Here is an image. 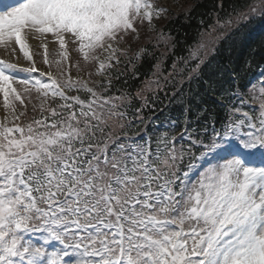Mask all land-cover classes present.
<instances>
[{
    "label": "snow or ice",
    "instance_id": "snow-or-ice-1",
    "mask_svg": "<svg viewBox=\"0 0 264 264\" xmlns=\"http://www.w3.org/2000/svg\"><path fill=\"white\" fill-rule=\"evenodd\" d=\"M229 7L190 44L161 30L133 51L167 11L151 0H0V46L31 62L0 60V264H264V86L204 78L221 39L264 24V0ZM25 34L58 43L57 75ZM122 59L124 85L151 69L116 95Z\"/></svg>",
    "mask_w": 264,
    "mask_h": 264
},
{
    "label": "trees",
    "instance_id": "trees-1",
    "mask_svg": "<svg viewBox=\"0 0 264 264\" xmlns=\"http://www.w3.org/2000/svg\"><path fill=\"white\" fill-rule=\"evenodd\" d=\"M181 4L176 7H168L166 14L162 15L156 21L153 20L155 29L148 30L147 22H145L143 30L140 31V38L138 41L133 42L132 50H137L138 47L152 48V45L157 43L155 37L158 31H163L165 34L174 37L179 41L178 48L190 44L193 42V38L197 35V29L201 27L199 21L203 19L206 24L214 22L216 14L219 13L223 16L225 12H230L229 7L231 0H181ZM156 3V6L159 5ZM220 5L221 7H218ZM206 26V25H205ZM147 37H153L149 40ZM264 39V24L254 23L244 28L239 34L233 36L232 40L221 39L217 44L219 52L215 53V59L211 67L206 70L205 79L212 76L213 79L223 78L227 79V75L230 72H235L244 78V82H249L248 72L251 69H256L257 65L261 64L264 60V45L261 44V40ZM159 51H167L164 45L161 43ZM125 61L121 60V66L114 67L111 70V76L113 77V92L119 95V91L115 89H123L127 87L128 91L135 92L136 89L143 88L142 81L147 78V73L151 69V63L144 61L138 67L141 71L139 79H132L128 81L127 85H124V77H120L119 80L115 79L117 71H127L123 67ZM95 77V76H94ZM93 77V79H94ZM107 79V76H101L99 81ZM248 79V80H247ZM193 90L203 91L202 84H194ZM259 88L257 85L251 90V93L258 94ZM250 93V94H251ZM71 94V93H70ZM84 93H81L84 98ZM149 98H150V94ZM168 101L164 100V104ZM30 108V107H29ZM217 111L221 110L217 108ZM157 113L145 112V116L152 115L155 117ZM164 115H176L175 111L165 112ZM163 118V116L161 117Z\"/></svg>",
    "mask_w": 264,
    "mask_h": 264
},
{
    "label": "rangeland",
    "instance_id": "rangeland-1",
    "mask_svg": "<svg viewBox=\"0 0 264 264\" xmlns=\"http://www.w3.org/2000/svg\"><path fill=\"white\" fill-rule=\"evenodd\" d=\"M163 4L171 6L173 8L177 7L179 4V0H160ZM26 42L29 45V50L33 56V60L35 62V66L40 71H49L51 70L53 72V75H57V72L55 70L54 61L61 60V52L58 43L56 42H50L51 41V35L48 34L46 39H36L34 37H30L27 34H25ZM47 43V58L49 60V63L53 66L49 68L44 64V57H45V49L43 47V44ZM16 51L14 53L6 50L3 46H0V58L2 60H6L9 63H17L20 68L29 67L31 66V62H29L24 56L23 53L19 51V46L16 45ZM68 65L71 66L75 60H77L79 57L76 52L72 51V45H68ZM94 71V70H93ZM71 74L75 78L76 76V70L74 67L71 69ZM33 78L43 79L47 80V77H41L38 73L31 74ZM97 77H94V80H96ZM6 114V110L3 108L2 103V94H0V120L4 119Z\"/></svg>",
    "mask_w": 264,
    "mask_h": 264
}]
</instances>
